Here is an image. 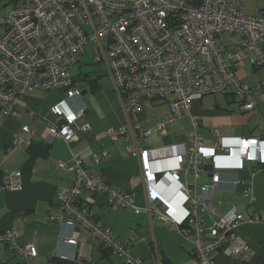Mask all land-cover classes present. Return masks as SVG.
Masks as SVG:
<instances>
[{
    "label": "built area",
    "instance_id": "built-area-1",
    "mask_svg": "<svg viewBox=\"0 0 264 264\" xmlns=\"http://www.w3.org/2000/svg\"><path fill=\"white\" fill-rule=\"evenodd\" d=\"M89 45L95 53L92 63L107 68L128 116L125 126L110 129V136L113 141L132 136L123 156L139 159L147 198L144 209L191 241L199 264H218L214 255L224 246L236 258L253 254L252 245L236 234L245 220L241 213L231 209L207 229L204 212L220 181L219 170L240 169L245 162L264 166V138L218 135L215 144L207 146L192 106L206 95L221 93L239 99L244 111L255 109L252 95L261 85L252 88L236 70L243 51L249 52L252 66L264 67V14L247 13L244 0H23L0 17V114L18 116L17 100L35 90L80 96L71 69ZM159 100L169 101L170 113L154 120L152 129L135 127L131 116L143 111L144 101ZM51 113L49 134L69 144L76 138V120L84 109L69 116L57 104ZM185 115L194 126L187 143L145 144L153 130L165 136L167 127ZM89 128L84 124L79 129ZM22 130L34 136L29 125ZM106 154L96 155V161ZM207 159L212 161V176L197 195L195 184ZM71 171L73 184L60 190L61 214L54 220L89 230L99 245L124 257L127 264H145L130 256L129 247L95 220L90 208L93 195L102 194L111 206L138 212L135 195L95 176L80 157L73 158ZM189 175L193 183L183 179ZM4 180L6 189H22L21 172H9ZM246 194L253 198V188ZM259 219L256 215L252 220ZM17 236L14 228L0 232V244L37 256L32 244L17 246ZM61 239L77 244L73 237Z\"/></svg>",
    "mask_w": 264,
    "mask_h": 264
},
{
    "label": "crops",
    "instance_id": "crops-1",
    "mask_svg": "<svg viewBox=\"0 0 264 264\" xmlns=\"http://www.w3.org/2000/svg\"><path fill=\"white\" fill-rule=\"evenodd\" d=\"M244 1L254 3L255 0ZM262 2L255 1L256 12L249 14H264ZM227 43L235 46L230 38ZM90 50L92 46L87 47L79 63L83 57H90ZM243 55L236 74L252 88L261 85L252 95L256 107L244 111L240 100L232 94H209L195 101L192 109L200 116L198 129L207 146H213L218 135L264 138V67L252 66L248 61L249 52L243 51ZM74 67L71 74L75 85L81 92L86 90L85 93L67 98L64 90H35L17 100L18 116L0 114V232L14 228L18 231L17 246L32 244L37 250V256L29 257L7 244H0V264H127L124 257L99 245L89 230L54 220L61 214L60 190L73 184L71 164L75 157L82 158L83 165L95 176L135 195L138 212L132 207L111 206L102 194H94V202L90 204L95 220L112 229L114 236L129 247L131 257L140 258L145 264H199L192 242L173 225L144 209L147 198L139 159L123 156L132 136L128 133V139L124 135L120 141L111 139L110 129L125 126L128 116L107 68L103 65L97 71L79 68L75 72ZM57 104L69 116L84 109L76 120V138L69 144L49 134V121L54 119L51 108ZM170 110L167 100L144 101L143 111L133 114L131 119L135 127L152 129L154 120ZM252 121L256 125H251ZM25 124L34 136L22 130ZM84 124L90 126L87 131L79 129ZM193 130L189 115L167 127L172 143H187ZM30 138L27 144L25 140ZM162 138L153 130L149 140H159L162 146L165 145ZM149 140L146 145L160 147L150 144ZM103 152L107 154L97 162L95 156ZM210 165L212 161L207 159L195 184L197 195L202 194V186L210 181ZM13 171L22 174L20 190L5 188L4 177ZM219 175L220 181L212 189L204 212L205 227L209 229L215 220L236 209L245 219L236 228V234L252 245L254 253L236 258L224 246L214 255V260L218 264H264V166L245 162L243 168H224L219 170ZM183 179L194 182L191 175ZM249 187L253 188V198L246 194ZM256 215L260 219L252 220ZM61 236L73 237L77 244Z\"/></svg>",
    "mask_w": 264,
    "mask_h": 264
},
{
    "label": "rangeland",
    "instance_id": "rangeland-1",
    "mask_svg": "<svg viewBox=\"0 0 264 264\" xmlns=\"http://www.w3.org/2000/svg\"><path fill=\"white\" fill-rule=\"evenodd\" d=\"M255 1H258V3H260V4L263 3L262 0H255ZM255 1H254V3L253 2L251 3V1H246L245 7H246L247 13H255L256 12V10H255V8H256ZM11 8H13V5H5V2L3 0H0V17L4 16ZM89 48L91 49V46H88V49ZM89 52H90L89 53L90 57H88V56L83 57L81 63H79L77 66H75L73 71L78 72L79 68H82L83 71H88V70H96L97 71L98 70L99 65L92 63V59L95 57V53L93 52V50H90ZM100 66L103 67V65H100ZM256 123H257L256 121H252L251 125H256ZM174 135L176 136L177 132H174ZM150 144H152L154 146H160L161 145V141H159V140H156V141L151 140Z\"/></svg>",
    "mask_w": 264,
    "mask_h": 264
},
{
    "label": "water",
    "instance_id": "water-1",
    "mask_svg": "<svg viewBox=\"0 0 264 264\" xmlns=\"http://www.w3.org/2000/svg\"><path fill=\"white\" fill-rule=\"evenodd\" d=\"M85 92H86V90L85 91H82L81 94H83ZM236 134H238V130H236ZM162 140H163L164 144H171L172 141H173L172 140V135L171 134H167V135L163 136ZM209 169L212 170V165L209 166ZM209 176L211 177L212 176V173H210Z\"/></svg>",
    "mask_w": 264,
    "mask_h": 264
},
{
    "label": "trees",
    "instance_id": "trees-1",
    "mask_svg": "<svg viewBox=\"0 0 264 264\" xmlns=\"http://www.w3.org/2000/svg\"><path fill=\"white\" fill-rule=\"evenodd\" d=\"M3 1L5 2V5H13V7L18 6L23 2V0H3Z\"/></svg>",
    "mask_w": 264,
    "mask_h": 264
}]
</instances>
